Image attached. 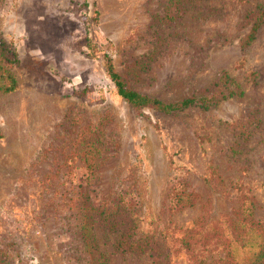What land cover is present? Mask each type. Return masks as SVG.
I'll list each match as a JSON object with an SVG mask.
<instances>
[{
  "label": "rangeland",
  "instance_id": "rangeland-1",
  "mask_svg": "<svg viewBox=\"0 0 264 264\" xmlns=\"http://www.w3.org/2000/svg\"><path fill=\"white\" fill-rule=\"evenodd\" d=\"M166 2L0 0L18 60L0 94V264H252L258 239L242 246L228 221L239 187L264 226V0H192L162 24ZM104 51L164 103L223 75L242 93L135 112ZM185 193L193 206L174 207Z\"/></svg>",
  "mask_w": 264,
  "mask_h": 264
},
{
  "label": "trees",
  "instance_id": "trees-1",
  "mask_svg": "<svg viewBox=\"0 0 264 264\" xmlns=\"http://www.w3.org/2000/svg\"><path fill=\"white\" fill-rule=\"evenodd\" d=\"M192 5V0H167L164 9V16L158 19L162 24H169L175 16ZM168 10L172 14H168ZM261 21H254L242 42V47L248 45L254 39L255 32ZM102 65L105 76L112 83L114 92L132 110L138 112L142 108H150L163 114H175L188 107H198L207 110L216 106L219 102L234 96H240L241 91L226 75L220 77L221 85L217 89H202L198 93L186 96L170 103L161 102L155 98H150L144 94H139L125 86L121 76L115 71L110 54L107 51L101 54ZM18 64L14 48L10 43H6L0 38V94L10 93L15 90L16 82L11 68ZM239 193L238 204L231 210L229 216L230 226L233 228V237L242 246H253L254 240L257 252L252 254V264H264V226L254 218L253 211L256 206L252 198L245 197L242 189L236 187ZM196 196L192 193H185L175 200L174 207L185 208L193 206ZM125 241V240H124ZM128 242L126 244H133ZM137 245V244H136Z\"/></svg>",
  "mask_w": 264,
  "mask_h": 264
}]
</instances>
